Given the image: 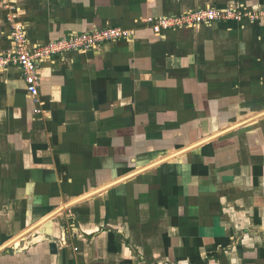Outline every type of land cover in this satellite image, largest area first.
<instances>
[{"label":"crops","instance_id":"0c3cea01","mask_svg":"<svg viewBox=\"0 0 264 264\" xmlns=\"http://www.w3.org/2000/svg\"><path fill=\"white\" fill-rule=\"evenodd\" d=\"M1 3L0 56L11 14L32 47L133 34L42 64L41 104L0 70V264H264V17L149 23L264 0Z\"/></svg>","mask_w":264,"mask_h":264},{"label":"built area","instance_id":"2783aa9c","mask_svg":"<svg viewBox=\"0 0 264 264\" xmlns=\"http://www.w3.org/2000/svg\"><path fill=\"white\" fill-rule=\"evenodd\" d=\"M1 1L4 7L13 10L10 4L11 0ZM263 17L264 11L249 12L232 8H208L181 15L150 19L149 23L152 24L156 34H162V32L169 30L193 28L201 25L209 26L220 21H241L244 18L255 21ZM9 20L12 22L11 42L13 50L10 54L0 56V70L18 67L24 76L29 95L36 104H41L39 100V69L42 64L68 53L86 54L105 43L129 39L133 34L121 28H97L88 33L73 34L45 45L32 47L24 26L17 23L16 17L12 14L9 16Z\"/></svg>","mask_w":264,"mask_h":264},{"label":"water","instance_id":"95a60500","mask_svg":"<svg viewBox=\"0 0 264 264\" xmlns=\"http://www.w3.org/2000/svg\"><path fill=\"white\" fill-rule=\"evenodd\" d=\"M82 199H85V198H82ZM80 200H81V199H80ZM80 200H79V201H80ZM76 202H77V201H75V202H73V203H76ZM73 203H71V204H73ZM62 209H63V208L59 209L55 214H57L58 212L62 211Z\"/></svg>","mask_w":264,"mask_h":264},{"label":"rangeland","instance_id":"374dc122","mask_svg":"<svg viewBox=\"0 0 264 264\" xmlns=\"http://www.w3.org/2000/svg\"><path fill=\"white\" fill-rule=\"evenodd\" d=\"M14 243H15V245L18 247L19 245V242H18V240H16V241H14Z\"/></svg>","mask_w":264,"mask_h":264},{"label":"bare ground","instance_id":"6f19581e","mask_svg":"<svg viewBox=\"0 0 264 264\" xmlns=\"http://www.w3.org/2000/svg\"><path fill=\"white\" fill-rule=\"evenodd\" d=\"M77 202H79V200H78ZM44 219H45V218H44Z\"/></svg>","mask_w":264,"mask_h":264}]
</instances>
